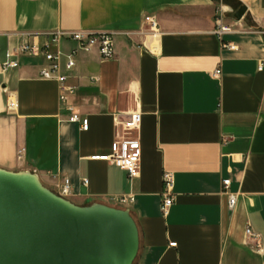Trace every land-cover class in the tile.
<instances>
[{
  "label": "crops",
  "instance_id": "obj_1",
  "mask_svg": "<svg viewBox=\"0 0 264 264\" xmlns=\"http://www.w3.org/2000/svg\"><path fill=\"white\" fill-rule=\"evenodd\" d=\"M218 17L230 31L217 33ZM56 29L114 33L113 57L80 51L73 69H62L88 128L67 121L58 82L39 75L44 59L19 56L0 73V169L35 172L78 206L128 210L139 236L133 264H264V0H0V57ZM133 113L141 158L130 178L91 156L109 152L123 135L118 122ZM165 170L175 177L167 214ZM223 179L236 194L232 208Z\"/></svg>",
  "mask_w": 264,
  "mask_h": 264
},
{
  "label": "water",
  "instance_id": "obj_2",
  "mask_svg": "<svg viewBox=\"0 0 264 264\" xmlns=\"http://www.w3.org/2000/svg\"><path fill=\"white\" fill-rule=\"evenodd\" d=\"M245 11L241 5L234 18ZM138 245L128 210L78 206L35 172L0 169V264H132Z\"/></svg>",
  "mask_w": 264,
  "mask_h": 264
},
{
  "label": "built area",
  "instance_id": "obj_3",
  "mask_svg": "<svg viewBox=\"0 0 264 264\" xmlns=\"http://www.w3.org/2000/svg\"><path fill=\"white\" fill-rule=\"evenodd\" d=\"M221 20V17H218V28L216 30L218 34L231 30L230 27L222 25ZM144 23L148 25L149 31L152 33L157 32L158 24L154 16L146 15ZM47 35L48 40L43 43H39L33 39L6 49L0 57V73L18 67L19 56L42 57L45 64L40 68L39 75L42 78L55 79L58 82L59 101L65 110L68 111L67 121L80 122L82 129L86 130L88 128L87 118H80L70 100L77 87L67 84V76L62 72V69L67 71L73 69L76 64V55L80 51L91 52L96 50L104 59L113 57L114 33L108 31H64L56 29L48 32ZM66 41L75 43V46L69 51H64L61 47L62 43ZM230 47L233 46L230 45ZM214 73L218 74L219 70H216ZM91 79L97 80L94 77ZM4 91H6V87L0 83V92ZM118 123L122 126L123 135L116 137L111 142L109 152L93 155L91 158L109 162L125 170L130 178H135L139 174L141 146L138 138L132 136L131 132L139 128L140 115L133 113L127 119ZM22 153V149L18 151V158L22 157ZM229 183V179L222 180L223 191L228 193V206L232 208L236 202V194L228 192ZM162 185L161 211L163 214H167L174 201L175 177L173 172L168 170L163 171ZM69 192L70 181L68 178H64L60 187V193L61 195H67ZM119 201L122 203L132 202L133 196H121L119 197ZM245 233L249 238L257 237L250 227H246ZM174 245V242L170 243V246Z\"/></svg>",
  "mask_w": 264,
  "mask_h": 264
},
{
  "label": "rangeland",
  "instance_id": "obj_4",
  "mask_svg": "<svg viewBox=\"0 0 264 264\" xmlns=\"http://www.w3.org/2000/svg\"><path fill=\"white\" fill-rule=\"evenodd\" d=\"M133 263H134V261H133ZM133 263H132V264H133Z\"/></svg>",
  "mask_w": 264,
  "mask_h": 264
}]
</instances>
